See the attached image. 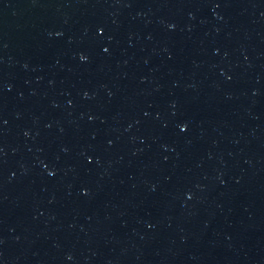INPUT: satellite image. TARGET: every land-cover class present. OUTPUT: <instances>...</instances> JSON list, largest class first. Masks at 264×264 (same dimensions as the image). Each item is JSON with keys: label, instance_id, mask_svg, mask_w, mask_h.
Wrapping results in <instances>:
<instances>
[{"label": "water", "instance_id": "1", "mask_svg": "<svg viewBox=\"0 0 264 264\" xmlns=\"http://www.w3.org/2000/svg\"><path fill=\"white\" fill-rule=\"evenodd\" d=\"M0 264H264V0H0Z\"/></svg>", "mask_w": 264, "mask_h": 264}]
</instances>
